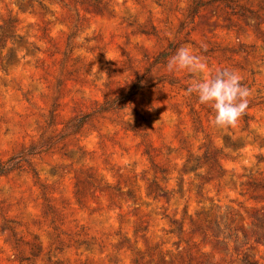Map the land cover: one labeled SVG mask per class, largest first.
Returning a JSON list of instances; mask_svg holds the SVG:
<instances>
[{
	"label": "rangeland",
	"instance_id": "rangeland-1",
	"mask_svg": "<svg viewBox=\"0 0 264 264\" xmlns=\"http://www.w3.org/2000/svg\"><path fill=\"white\" fill-rule=\"evenodd\" d=\"M0 168V264H264V0H0Z\"/></svg>",
	"mask_w": 264,
	"mask_h": 264
},
{
	"label": "clouds",
	"instance_id": "clouds-1",
	"mask_svg": "<svg viewBox=\"0 0 264 264\" xmlns=\"http://www.w3.org/2000/svg\"><path fill=\"white\" fill-rule=\"evenodd\" d=\"M169 73H188L193 79L186 89L201 105L214 110L210 123L217 128L234 127L245 114L250 91L243 86L238 71L224 68L212 74L203 57L189 47H180L166 64ZM207 73V75H205Z\"/></svg>",
	"mask_w": 264,
	"mask_h": 264
},
{
	"label": "trees",
	"instance_id": "trees-1",
	"mask_svg": "<svg viewBox=\"0 0 264 264\" xmlns=\"http://www.w3.org/2000/svg\"><path fill=\"white\" fill-rule=\"evenodd\" d=\"M9 38H10L11 40H17V43H18V44L21 43V38H19V37H16V36L11 35V36H9ZM12 54H13V53H11V54L9 55L10 59L13 57ZM162 57H163V56H162ZM79 125H80V121H79L78 124L75 126V129H78ZM8 171H10V169H1V168H0V175H3V174H5V173H7Z\"/></svg>",
	"mask_w": 264,
	"mask_h": 264
}]
</instances>
